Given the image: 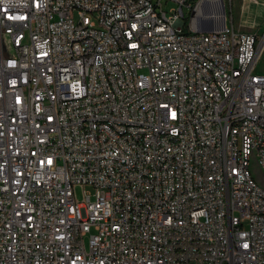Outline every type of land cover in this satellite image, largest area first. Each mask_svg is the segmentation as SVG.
<instances>
[{
    "label": "built area",
    "instance_id": "obj_1",
    "mask_svg": "<svg viewBox=\"0 0 264 264\" xmlns=\"http://www.w3.org/2000/svg\"><path fill=\"white\" fill-rule=\"evenodd\" d=\"M168 1L0 0V264H264V37Z\"/></svg>",
    "mask_w": 264,
    "mask_h": 264
},
{
    "label": "rangeland",
    "instance_id": "obj_2",
    "mask_svg": "<svg viewBox=\"0 0 264 264\" xmlns=\"http://www.w3.org/2000/svg\"><path fill=\"white\" fill-rule=\"evenodd\" d=\"M224 1L228 24H230V21L233 19V25L236 29L256 31L262 38L264 37V0ZM162 3L165 5L166 9H168L170 6L178 5L172 1L166 2V0H162ZM201 6H204L206 9H208L205 12H212L213 17L215 16L212 6L207 4H202ZM201 6H199V10ZM263 44L264 42L260 45V51L257 55V60L255 63V69L259 73H264V49L261 52ZM251 170L258 182L264 186V172L260 169L256 162L251 163ZM86 189L89 190L90 187H87ZM75 192L76 197L78 199H82V187L77 186Z\"/></svg>",
    "mask_w": 264,
    "mask_h": 264
},
{
    "label": "water",
    "instance_id": "obj_3",
    "mask_svg": "<svg viewBox=\"0 0 264 264\" xmlns=\"http://www.w3.org/2000/svg\"><path fill=\"white\" fill-rule=\"evenodd\" d=\"M202 4H207L213 7L215 16L212 12H200L198 13L197 21L195 24V30L197 31H221L226 28L227 16L224 0H202Z\"/></svg>",
    "mask_w": 264,
    "mask_h": 264
},
{
    "label": "bare ground",
    "instance_id": "obj_4",
    "mask_svg": "<svg viewBox=\"0 0 264 264\" xmlns=\"http://www.w3.org/2000/svg\"><path fill=\"white\" fill-rule=\"evenodd\" d=\"M206 10H208V9H206L204 6H201L200 7V12H205ZM264 42V41H263ZM263 49H264V44L262 45V48H261V52L263 51ZM260 51V50H259ZM259 51H258V53H259Z\"/></svg>",
    "mask_w": 264,
    "mask_h": 264
},
{
    "label": "crops",
    "instance_id": "obj_5",
    "mask_svg": "<svg viewBox=\"0 0 264 264\" xmlns=\"http://www.w3.org/2000/svg\"><path fill=\"white\" fill-rule=\"evenodd\" d=\"M227 25H233V19L230 21V24H228V21L226 22V26ZM234 26V25H233Z\"/></svg>",
    "mask_w": 264,
    "mask_h": 264
}]
</instances>
